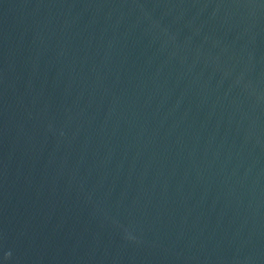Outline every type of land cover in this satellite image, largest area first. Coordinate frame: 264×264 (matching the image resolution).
<instances>
[{
    "label": "water",
    "instance_id": "water-1",
    "mask_svg": "<svg viewBox=\"0 0 264 264\" xmlns=\"http://www.w3.org/2000/svg\"><path fill=\"white\" fill-rule=\"evenodd\" d=\"M0 264H264V0H0Z\"/></svg>",
    "mask_w": 264,
    "mask_h": 264
}]
</instances>
